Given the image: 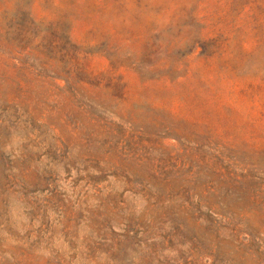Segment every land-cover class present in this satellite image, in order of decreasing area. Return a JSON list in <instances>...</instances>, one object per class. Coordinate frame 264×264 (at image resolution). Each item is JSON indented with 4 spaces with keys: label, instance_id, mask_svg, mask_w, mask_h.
I'll list each match as a JSON object with an SVG mask.
<instances>
[{
    "label": "rangeland",
    "instance_id": "374dc122",
    "mask_svg": "<svg viewBox=\"0 0 264 264\" xmlns=\"http://www.w3.org/2000/svg\"><path fill=\"white\" fill-rule=\"evenodd\" d=\"M0 264H264V0H0Z\"/></svg>",
    "mask_w": 264,
    "mask_h": 264
}]
</instances>
